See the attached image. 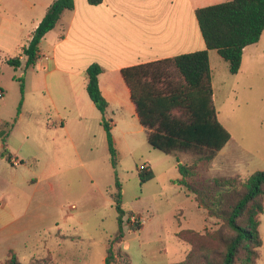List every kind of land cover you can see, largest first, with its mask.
<instances>
[{"label":"rangeland","instance_id":"1","mask_svg":"<svg viewBox=\"0 0 264 264\" xmlns=\"http://www.w3.org/2000/svg\"><path fill=\"white\" fill-rule=\"evenodd\" d=\"M18 34L17 18L1 13L0 87L6 93L0 99V116L10 122L7 129L16 126L15 144L19 146L28 134L30 144L34 146L33 140L42 148V154L26 160L32 170L25 176L20 173L17 187L11 185L10 176H0L11 210L16 216L26 210L28 213L13 223L12 230L18 232L10 242L0 238V264L8 258L5 249L8 245L23 264H104L108 241L118 230V212L113 200L117 180L122 185L123 207L127 212L126 238L121 248L129 255L130 263L182 262L188 244L178 242L175 233L188 228L199 230L203 222L194 197L179 184L178 159L188 164L192 162L191 156L181 153L178 158L152 148L145 132L141 142L138 139L136 146L123 150L114 141L117 134L111 128L116 151L114 165L99 113L95 120L84 122V129L69 124L78 136V151H75L66 130L59 126L49 131L45 126L46 116H30L26 113L29 111L25 112L30 104L37 107L41 100L52 102L51 96L39 93L26 103L25 89L22 91L20 82L25 68L18 70L9 64L10 58L21 54L20 45L26 43L15 40ZM252 49L264 53V32ZM213 57L211 65L220 120L237 142L231 146L238 145L244 151H232L223 155V160L199 165L197 180L200 181L264 169V56H246L236 75L230 73L228 63L219 55L213 53ZM169 73L172 79H179L174 68ZM21 112L25 113L23 118L19 116ZM230 155L237 156L240 168L231 164ZM141 165L151 166L154 173L151 180L142 181ZM131 215L143 217L146 222L137 228L128 220ZM219 228L216 219L207 218L202 233L211 235ZM8 232L4 230V234ZM123 262L119 258L118 264ZM257 264H263L262 260Z\"/></svg>","mask_w":264,"mask_h":264},{"label":"trees","instance_id":"2","mask_svg":"<svg viewBox=\"0 0 264 264\" xmlns=\"http://www.w3.org/2000/svg\"><path fill=\"white\" fill-rule=\"evenodd\" d=\"M102 1L88 0L91 5ZM73 8L74 0H56L50 6L23 49L28 68L37 62L41 40L56 27L62 14ZM196 17L206 43L204 51L125 68L122 75L130 87L149 144L166 155L191 156L192 162L188 164L178 159L179 184L207 211L208 218L216 219L220 226L211 235L190 229L178 232V241L189 244L190 250L177 264H257L263 248L260 218L264 213V172L258 171L247 177H216L208 181L197 180V176L199 165L212 163L231 140V134L218 120L214 107L209 53L216 51L229 64L230 73L238 74L244 49L257 44L264 32V0H227L198 9ZM9 64L18 68L20 58L9 60ZM171 68L177 71L179 79H172ZM102 71L99 64L89 66L87 92L102 115L115 165L111 125L105 117L108 102L99 87ZM20 82L23 91L24 80ZM153 177L150 168L141 173L143 182ZM113 200L118 212V230L108 241L105 264H118L119 258L124 259L123 263L131 264L129 255L121 248L126 238L127 212L118 180ZM3 264L23 263L14 251H9Z\"/></svg>","mask_w":264,"mask_h":264},{"label":"crops","instance_id":"3","mask_svg":"<svg viewBox=\"0 0 264 264\" xmlns=\"http://www.w3.org/2000/svg\"><path fill=\"white\" fill-rule=\"evenodd\" d=\"M55 1L0 0V14L17 18L19 34L15 40L19 43L22 40L26 42L20 45L22 52L15 57H19L21 61V65L15 69L25 68L21 78L24 80L26 103L34 94L45 93L51 96L52 103L48 104L41 100L39 106L30 104L25 112L29 111L26 113L30 116H46L45 126L49 131L59 126L66 130L71 146L78 151V136L69 128V124L70 127L77 125L84 129V122L95 120L98 113L101 115L87 92L86 72L89 66L99 64L103 69L99 76V87L108 102L105 117L111 122L113 133L117 134L114 141L120 144L123 150L129 146H136L138 139L141 142L142 133L145 132L147 135L148 133L140 123L136 104L132 100L131 90L123 78L122 70L204 51L206 43L198 24L196 11L227 0H103L98 5H91L88 0H74V8L65 11L56 27L41 40L40 57L45 56L48 59L40 60L34 67L28 68L23 49L28 46L34 32ZM257 44L244 49L242 63L246 56L248 58L264 56L261 51L252 49ZM213 53L218 55L216 51L209 53L213 101L218 112V120L221 122L219 115L221 110L216 107L215 76L211 65ZM213 59L218 62L216 56ZM227 67L229 70V64ZM0 90L4 98L6 91L2 87ZM24 114L21 112L19 116L23 118ZM222 126L230 132L223 123ZM7 127H10V122L0 116V176L4 174L10 176L11 185L17 187L20 173L25 176L32 170L26 160L37 158L42 154V148L33 140H31L34 143L32 146L28 134L25 135L26 140L18 146L14 143L16 126H12L10 130ZM232 143L237 142L231 134L229 144L219 152L214 161L223 160V155H228L232 151H244L238 145L231 146ZM230 156L231 164L239 166L237 156ZM261 165L263 166V163ZM19 166L25 169H18ZM148 168L152 170L151 166ZM247 168L248 166H245V169ZM258 171L264 172V169H256L252 172ZM250 172L248 171L247 175L238 173L235 176L247 177ZM2 189L3 186L0 184V238L5 237L8 243L18 232L12 230L13 223L21 221V218L28 213L26 210L20 216H16L9 207ZM196 209L203 220L200 229L184 230L202 232L208 213L198 203ZM5 216L8 217L4 218ZM5 221L7 223H4ZM190 221L193 222L192 219ZM4 230L9 232L4 234ZM180 231L178 230L175 236ZM260 234L263 239L260 261L262 260L264 264V213L260 218ZM5 249L7 254L9 251H14L9 245ZM189 250L188 244L187 254Z\"/></svg>","mask_w":264,"mask_h":264},{"label":"built area","instance_id":"4","mask_svg":"<svg viewBox=\"0 0 264 264\" xmlns=\"http://www.w3.org/2000/svg\"><path fill=\"white\" fill-rule=\"evenodd\" d=\"M48 58H46L45 56H41L40 57V53H38V59H37V62L40 61V60H47ZM3 97V92L0 90V99ZM16 164V163H15ZM148 170V167L145 166V165H141L140 166V171H147ZM129 221L132 222L134 225H141V224H144L146 222L145 218L143 217H138L136 215H131L129 217Z\"/></svg>","mask_w":264,"mask_h":264}]
</instances>
